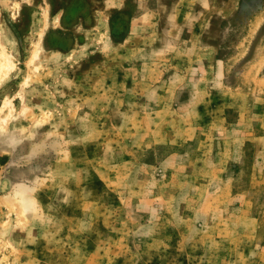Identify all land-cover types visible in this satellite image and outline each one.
<instances>
[{"label":"rangeland","instance_id":"374dc122","mask_svg":"<svg viewBox=\"0 0 264 264\" xmlns=\"http://www.w3.org/2000/svg\"><path fill=\"white\" fill-rule=\"evenodd\" d=\"M0 42V264H264V0H0Z\"/></svg>","mask_w":264,"mask_h":264},{"label":"bare ground","instance_id":"6f19581e","mask_svg":"<svg viewBox=\"0 0 264 264\" xmlns=\"http://www.w3.org/2000/svg\"><path fill=\"white\" fill-rule=\"evenodd\" d=\"M1 44V42H0ZM13 56V55H12ZM37 57V54H36ZM16 64L13 63L11 55L8 53H0V82L10 73V71L16 69ZM6 119H3L5 121ZM3 129V128H2ZM1 130V129H0Z\"/></svg>","mask_w":264,"mask_h":264}]
</instances>
